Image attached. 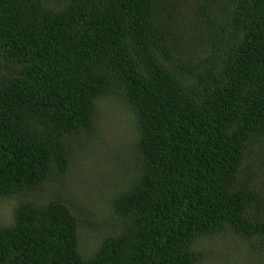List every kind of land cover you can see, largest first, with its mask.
<instances>
[{
	"label": "trees",
	"instance_id": "trees-1",
	"mask_svg": "<svg viewBox=\"0 0 264 264\" xmlns=\"http://www.w3.org/2000/svg\"><path fill=\"white\" fill-rule=\"evenodd\" d=\"M103 104L123 150L94 143ZM77 152L103 184L63 183ZM14 199L0 264H219L223 239L263 264L264 0H0Z\"/></svg>",
	"mask_w": 264,
	"mask_h": 264
},
{
	"label": "rangeland",
	"instance_id": "rangeland-1",
	"mask_svg": "<svg viewBox=\"0 0 264 264\" xmlns=\"http://www.w3.org/2000/svg\"><path fill=\"white\" fill-rule=\"evenodd\" d=\"M103 112H102V116L94 123V130L96 131V135L97 137L94 140V143H100V150H103L102 148H104V144L106 143H115V145H118V150H123L124 144L123 143H127V141H125L126 136H129L130 133V129H128V125H129V116L124 115L123 113L118 112V110L113 106H108L107 104H103ZM104 113V114H103ZM88 144V143H87ZM109 145V144H106ZM104 155V154H103ZM78 152L77 153H72L71 157L74 158V161L76 163L75 165V170H71L67 173V176L64 180V184L71 186L70 181H75L76 179H81L84 178V175H88V177L86 178V182L85 185L88 186L90 183L87 181V179H91V181H93V183L91 185H95L96 183L99 184H103L105 181L102 180L98 175L90 173L87 174L86 172H82L77 174V169H78V162L76 159H78ZM101 160H103L102 156H97L94 160V162H100ZM85 171L91 166V164H85ZM72 178V179H71ZM85 179V178H84ZM84 179H82L84 181ZM83 181H81L83 183ZM89 183V184H88ZM57 187V186H56ZM48 186L45 188H41L43 191L45 192H51L53 191L55 188ZM54 188V189H53ZM41 190V191H42ZM96 191H99L98 187H95ZM36 195V194H34ZM15 200H0V225H6L10 222V218H11V212H12V206L15 203ZM90 203H92V200H89ZM95 201H93L94 203ZM82 234L85 235L83 238L81 237V239L83 240V242H81L82 245V250L84 252H90L92 250V245H90L88 243L89 239L87 241H84L88 236V231L87 230H83ZM222 244L217 243L216 246L218 245V250L214 253V257H217L218 263L219 264H233L235 261L239 262V264H247L248 262V257L246 256L248 254V252L244 251L243 249L247 248V243L243 242V241H238V240H233L235 241L234 244L229 240V239H223L221 240ZM224 243V245H223ZM206 245V244H203ZM225 247V249L228 251V256H225L224 254L227 252H224V249L222 246ZM241 247L240 252L238 251L239 249L236 248L229 251L228 246L230 247H236V246ZM210 248V246H209ZM213 251V250H212ZM212 251H210L209 253H211ZM264 264V263H263Z\"/></svg>",
	"mask_w": 264,
	"mask_h": 264
}]
</instances>
